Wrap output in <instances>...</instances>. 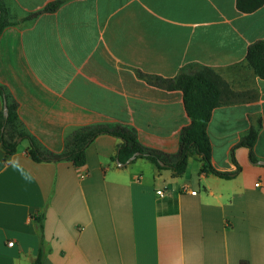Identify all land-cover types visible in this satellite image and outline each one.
Returning <instances> with one entry per match:
<instances>
[{
    "label": "crops",
    "instance_id": "0c3cea01",
    "mask_svg": "<svg viewBox=\"0 0 264 264\" xmlns=\"http://www.w3.org/2000/svg\"><path fill=\"white\" fill-rule=\"evenodd\" d=\"M55 1L8 3L21 20ZM258 40L264 5L242 13L236 0H66L8 25L0 83L22 128L51 153L77 130L122 123L144 148L177 155L190 124L183 93L137 72L174 78L196 63L239 97L208 124L213 167L229 179L204 172L199 155L179 176L144 158L120 165L121 139L111 135L89 145L81 168L34 162L28 140L6 158L0 142V264H33L42 212L43 264H264V80L246 61ZM258 125L253 163L238 144Z\"/></svg>",
    "mask_w": 264,
    "mask_h": 264
},
{
    "label": "trees",
    "instance_id": "16d2710c",
    "mask_svg": "<svg viewBox=\"0 0 264 264\" xmlns=\"http://www.w3.org/2000/svg\"><path fill=\"white\" fill-rule=\"evenodd\" d=\"M66 0L49 3L36 12L28 13L21 20H15L8 0H0V35L11 24L31 22L40 14L55 12ZM237 9L242 13H252L264 5V0H236ZM246 61L255 74L264 80V40L252 43L247 50ZM138 76L151 85L168 91L179 90L183 93L186 112L190 124L183 128L180 138V149L175 156H165L141 146L137 130L130 125L112 123L87 127L72 133L62 153L55 154L42 149L36 140L21 126L16 104L9 99L5 87L0 83V100L6 102L8 116L0 112V142L6 158L14 155L21 141H29L28 155L34 162H71L76 168L86 163V150L100 135H111L121 139L114 160L120 164L127 163L132 156L150 161L157 169L171 170L174 176L182 175L188 165L189 158L199 155L203 162V171L218 177L229 179L234 173L220 172L212 164V147L208 135V124L213 111L221 106L236 103L239 94L232 91L223 78L213 69L196 63L182 66L174 78L146 75L137 72ZM260 125L253 126L240 140L239 146L250 150V159L257 162L253 148L257 142ZM21 140V141H20ZM163 162L164 165L160 163ZM239 167L237 172L239 171ZM236 172V173H237ZM41 231L40 248L33 259V264H43L44 252V212L35 214Z\"/></svg>",
    "mask_w": 264,
    "mask_h": 264
},
{
    "label": "water",
    "instance_id": "95a60500",
    "mask_svg": "<svg viewBox=\"0 0 264 264\" xmlns=\"http://www.w3.org/2000/svg\"><path fill=\"white\" fill-rule=\"evenodd\" d=\"M3 113H4V116H5V117L8 116V111H7V105H6V102H4V110H3ZM20 141H21V140H20ZM138 155H139V153H137V154H135L134 156H132V157L130 158V160H129L126 164L132 162L134 159H136V157H137ZM119 164H120V163H119ZM126 164H125V165H126ZM160 164H161V165H164L163 162H161ZM120 165H124V164H120Z\"/></svg>",
    "mask_w": 264,
    "mask_h": 264
},
{
    "label": "built area",
    "instance_id": "2783aa9c",
    "mask_svg": "<svg viewBox=\"0 0 264 264\" xmlns=\"http://www.w3.org/2000/svg\"><path fill=\"white\" fill-rule=\"evenodd\" d=\"M256 186H259V184H256ZM183 191H188V187L187 186H183L182 187ZM193 194H195L196 192H192ZM157 194L162 196L164 194V190H158ZM9 245H13V242H10Z\"/></svg>",
    "mask_w": 264,
    "mask_h": 264
}]
</instances>
